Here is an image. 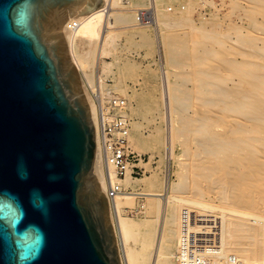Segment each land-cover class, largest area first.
<instances>
[{"label": "bare ground", "instance_id": "1", "mask_svg": "<svg viewBox=\"0 0 264 264\" xmlns=\"http://www.w3.org/2000/svg\"><path fill=\"white\" fill-rule=\"evenodd\" d=\"M119 1L102 0V6L88 13H71L62 25L60 32L79 72L96 69L99 59L107 55L114 44L110 36L114 24L138 21V6L150 5V0H137L136 6L114 13ZM210 1L160 0L153 7V23L165 32L167 64L182 70L164 78V97L171 121L170 145L178 147L184 159L176 161L178 184L161 183L154 175L144 181L147 194L126 192L109 202L122 264H172V259L176 264L263 263L264 0H222L231 8L228 23L219 17L194 22L192 14ZM168 5H177L175 14L164 11ZM74 23L77 28L68 30ZM173 29L179 31L170 32ZM137 34L143 45L149 44L144 32ZM87 44L92 46L89 51L83 48ZM83 87L96 125V108L84 80ZM130 107L127 103L120 113L128 120ZM139 129L136 126L132 136L130 132L132 150L154 156L158 139H144ZM94 173L101 175V186H106L98 149ZM121 182L127 188L139 185L130 178ZM132 196L146 199L141 206L146 209L144 221L122 216L129 200L138 199ZM212 196L218 205L205 202ZM187 210H217L225 215L218 234L216 218L207 216L209 232L195 237L197 215ZM131 241L138 243L139 251L126 250L125 244ZM230 253L236 257L231 259Z\"/></svg>", "mask_w": 264, "mask_h": 264}, {"label": "water", "instance_id": "2", "mask_svg": "<svg viewBox=\"0 0 264 264\" xmlns=\"http://www.w3.org/2000/svg\"><path fill=\"white\" fill-rule=\"evenodd\" d=\"M100 6L102 0H0V192L23 204L21 229L35 224L44 232L31 264H122L107 186L94 173L91 108L60 32L71 13ZM21 161L27 180L18 175ZM34 189L49 201L47 216L29 202ZM18 256L0 222V264H21Z\"/></svg>", "mask_w": 264, "mask_h": 264}, {"label": "rangeland", "instance_id": "3", "mask_svg": "<svg viewBox=\"0 0 264 264\" xmlns=\"http://www.w3.org/2000/svg\"><path fill=\"white\" fill-rule=\"evenodd\" d=\"M136 2L137 0H120L114 7L116 10L114 13L122 12L120 9L123 8L134 7L136 6ZM210 3L211 4L209 5L200 7L196 12H194V14H192L194 22L201 20V17L205 21L210 20L212 17H219L221 22L228 23L230 19L228 18L230 16H228V14H230L229 11H231V8L227 7L229 2L211 0ZM147 7L148 6L144 5L138 6L136 13H138L139 10L146 9ZM177 8V5H168L164 8V11H166L169 15H173L176 13ZM137 17L138 16L136 15V19ZM226 18L227 21H225ZM232 19L233 17H231V20ZM236 19L237 18L234 17L233 20L237 23H241V21L238 19L236 21ZM111 21L114 24V17ZM128 25H134V27L127 28ZM114 28L111 29L110 33V36H112L111 38L114 40V44L108 49L107 55H105L102 59H99L96 69L92 68L84 71L86 73L85 75L84 72H80V74L84 83H87V89L88 91L90 90L89 93L95 108L96 104L93 99V93L99 94L101 91L105 102L113 97L126 99L127 103L131 106L128 111V113L132 115L130 116L132 126L131 136L135 127L138 126L140 127V135L144 139H150L152 137H156L158 139V152H156L154 156H152L153 154L151 153L140 154L154 159V164L151 165V167L149 166L150 170H152L151 175L137 179L139 185L135 189L130 187L127 188L122 182H120L125 189H130L129 193L147 194L148 192L146 191V184L144 181L154 175L159 176L161 183L167 182L170 186H174L179 183V167L176 161L178 159L183 160L184 157L181 155L178 147H174V149H172L170 145L169 129L171 125L169 124H171V121L169 118L170 115L166 112L167 110L165 106L164 78L167 74L170 76L172 73H182V70L175 69L167 64L163 38L165 32L162 30L161 26L156 25L155 23L151 26H144L139 24L136 20V22L129 24H114ZM177 29L181 31L189 28L187 26V28L183 27V29ZM177 29H173L172 31L170 30V32L174 33L173 31ZM137 32H144L147 41L149 42L148 45H143L142 38L137 34ZM83 48L84 50L89 51L92 46L90 48L87 44L84 45ZM84 76H86V78ZM89 82L92 84L89 85ZM149 108L152 110L148 111ZM171 150L174 152V157L171 156ZM159 189L160 186L157 190ZM175 194L179 196H189L183 192H175ZM137 198L138 199L129 200L128 204H126L123 208L122 216L126 219L140 222L145 220L146 209H143L141 206L146 204V199L144 197ZM205 202L218 205L214 196H212V198H206ZM187 211L194 212L195 215H197V219H195L196 221H193V228H195L193 235L195 237H198L199 235L204 237V235L209 232V227H206L205 225L210 223L206 221V219L210 220L207 216L216 218V230L218 234L221 218L224 219L225 215L221 214L217 210H214L211 213H204L199 210ZM204 221H206V223ZM125 245L128 252L130 250L135 252L140 250L138 243L135 241L128 242ZM175 253L176 250L174 251V254ZM229 256H231V259L232 257H236L234 253H230ZM261 260L264 263V258ZM171 263L176 264L175 259H172ZM263 263L259 262V264ZM229 264H234V262L230 261Z\"/></svg>", "mask_w": 264, "mask_h": 264}, {"label": "built area", "instance_id": "4", "mask_svg": "<svg viewBox=\"0 0 264 264\" xmlns=\"http://www.w3.org/2000/svg\"><path fill=\"white\" fill-rule=\"evenodd\" d=\"M160 0H150L146 9L138 11V23L151 26L154 22V6ZM186 3L188 0H179ZM68 30L77 28V23L67 26ZM97 108L96 140L97 149L103 166L104 178L107 186L108 200L113 202L118 195L129 193L121 181L140 179L151 175L149 166L154 159L134 152L130 146L131 121L120 114L127 106L123 98L113 97L104 101L102 93H93ZM152 163V164H151Z\"/></svg>", "mask_w": 264, "mask_h": 264}, {"label": "clouds", "instance_id": "5", "mask_svg": "<svg viewBox=\"0 0 264 264\" xmlns=\"http://www.w3.org/2000/svg\"><path fill=\"white\" fill-rule=\"evenodd\" d=\"M22 7H27V5ZM24 19V13L21 11L16 20L17 26H22ZM17 171L20 179H28L29 173L23 161L19 163ZM50 179L55 180L56 177L51 176ZM29 202L43 216L48 215L49 201L45 199L39 189H34L30 193ZM25 216L26 212L23 204L15 194L7 190L0 192V222H3L16 244L19 250L18 259L21 264H31V261L39 257L44 246L45 236L43 230L35 224H28L21 229L20 225L23 223Z\"/></svg>", "mask_w": 264, "mask_h": 264}]
</instances>
